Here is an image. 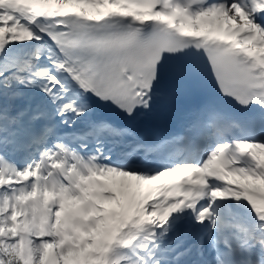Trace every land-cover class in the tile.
<instances>
[{
	"label": "snow or ice",
	"instance_id": "1",
	"mask_svg": "<svg viewBox=\"0 0 264 264\" xmlns=\"http://www.w3.org/2000/svg\"><path fill=\"white\" fill-rule=\"evenodd\" d=\"M0 264H264V0H0Z\"/></svg>",
	"mask_w": 264,
	"mask_h": 264
}]
</instances>
